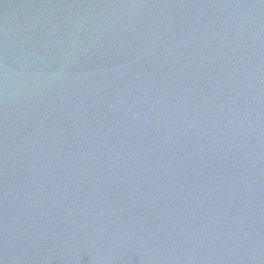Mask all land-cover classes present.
<instances>
[{
    "label": "water",
    "instance_id": "1",
    "mask_svg": "<svg viewBox=\"0 0 264 264\" xmlns=\"http://www.w3.org/2000/svg\"><path fill=\"white\" fill-rule=\"evenodd\" d=\"M0 264H264V0H0Z\"/></svg>",
    "mask_w": 264,
    "mask_h": 264
}]
</instances>
